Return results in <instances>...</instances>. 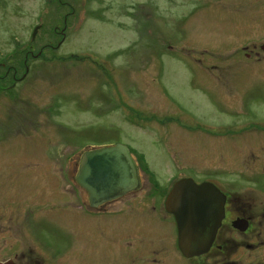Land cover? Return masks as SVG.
I'll return each instance as SVG.
<instances>
[{
    "label": "rangeland",
    "instance_id": "1",
    "mask_svg": "<svg viewBox=\"0 0 264 264\" xmlns=\"http://www.w3.org/2000/svg\"><path fill=\"white\" fill-rule=\"evenodd\" d=\"M263 45L264 0H0L2 88L14 78L19 85L9 95L0 87V199L13 212L6 222L24 237L55 240L46 207L6 200L11 183L57 176L78 208L82 155L118 144L132 143L159 176L222 166L238 181L241 158H264L262 145L241 147L230 124L241 118V84L251 85L249 101L264 104ZM219 127L231 130L212 131L230 136L212 154L191 135Z\"/></svg>",
    "mask_w": 264,
    "mask_h": 264
},
{
    "label": "flooded vegetation",
    "instance_id": "2",
    "mask_svg": "<svg viewBox=\"0 0 264 264\" xmlns=\"http://www.w3.org/2000/svg\"><path fill=\"white\" fill-rule=\"evenodd\" d=\"M4 82L1 78L0 87L8 91L7 95L19 87L16 78L6 89L2 88ZM250 86V83L241 84V102H237L241 103V118L230 124L236 123L239 126L236 130H241L238 144L254 149L253 146L264 147V107L260 108L264 104L249 101ZM234 104L223 100L226 107ZM212 113L220 116L223 110ZM200 128L193 129L191 134L202 142L196 144H204L211 154L214 148L226 146L222 141L228 140L224 137L230 134L212 130L231 128ZM196 130H208V134L199 136ZM207 136L216 140H207ZM123 145L130 150L139 168L140 188L96 207L92 206L88 192L77 183L78 173L74 177L78 208L69 207V186L60 192L62 185L57 176H25L29 178L13 180L6 200L33 210L46 207L41 216L46 221H54L56 228L49 236L54 233L56 239L42 234L39 239L24 237L17 224L6 222L13 212L4 210L0 199V264H264V158L250 165L249 158L242 156L238 181H230L222 166L211 170L214 172L208 169L201 176L178 171L159 176L151 169L148 158L138 153L132 143ZM252 155L257 154L252 152ZM80 163L81 160L77 164L78 172ZM62 176L67 183V175ZM184 181L216 192L215 208L223 207L222 220L210 247L191 258L182 253L177 219L167 208L170 194ZM14 186L16 189L12 191ZM38 189L44 191L38 192Z\"/></svg>",
    "mask_w": 264,
    "mask_h": 264
},
{
    "label": "water",
    "instance_id": "3",
    "mask_svg": "<svg viewBox=\"0 0 264 264\" xmlns=\"http://www.w3.org/2000/svg\"><path fill=\"white\" fill-rule=\"evenodd\" d=\"M76 181L88 192L95 207L138 190L141 185L139 168L122 144L84 153ZM217 199L216 192L192 181L179 183L170 194L167 208L177 219L180 248L186 257L205 253L210 247L222 220L223 207L215 208Z\"/></svg>",
    "mask_w": 264,
    "mask_h": 264
}]
</instances>
